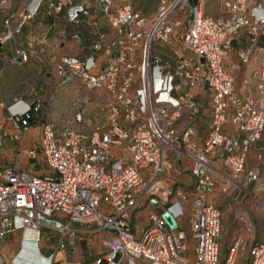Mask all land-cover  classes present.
I'll return each mask as SVG.
<instances>
[{
    "label": "built area",
    "instance_id": "obj_1",
    "mask_svg": "<svg viewBox=\"0 0 264 264\" xmlns=\"http://www.w3.org/2000/svg\"><path fill=\"white\" fill-rule=\"evenodd\" d=\"M99 1L115 32L108 46L115 53L107 54L103 67H97L91 56L61 57L55 77L58 85L76 80L86 90L102 92L104 123L76 112L72 123L86 130L88 135H83L67 126L56 129L46 113L38 147L25 153L35 159L39 152L52 175L38 177L12 167L0 168V240L15 230L40 227L71 238L75 235L72 224L93 226V231H107L111 238L103 241L105 252L92 264H220V214L206 197L213 190L226 194L241 188L240 180L262 187L258 177L243 174V168L245 155L264 129V46L259 48V69L240 83L243 90L253 82V97L236 93L223 63L238 33L250 36L252 42L258 36L264 38V0H222L223 17L216 19L204 17L198 5L188 0H159L149 17L134 14L126 0H120L125 4L117 9H111V0ZM42 2L30 0L16 28L3 32L0 41L10 39ZM47 6L50 12L64 10L69 23L77 24L78 14H86L84 6L70 0L50 1ZM7 24L5 20L3 25ZM154 41L171 48L176 58L172 72L152 56ZM92 47L97 50L99 45ZM14 54L26 61L22 52ZM237 58L246 64L249 51L238 52ZM197 85L205 89L209 111L201 144L194 140L191 127L176 126L182 118L191 121L196 116L192 96L182 89ZM17 103L5 109L17 132L9 135L11 141L32 131L33 114L41 109L24 104L14 111ZM227 126L234 129L232 136L225 131ZM169 154L188 163L193 180L187 220L194 241L191 262L184 256L185 236L180 229V203L187 198L168 186ZM144 198L155 200L160 210L147 214L149 225L136 238L128 219ZM253 201L264 216V208ZM236 249L237 242L222 264L233 263ZM248 259L249 264H264V245L249 248ZM46 264H52V256Z\"/></svg>",
    "mask_w": 264,
    "mask_h": 264
},
{
    "label": "crops",
    "instance_id": "obj_2",
    "mask_svg": "<svg viewBox=\"0 0 264 264\" xmlns=\"http://www.w3.org/2000/svg\"><path fill=\"white\" fill-rule=\"evenodd\" d=\"M0 36L7 29L13 31L19 23V16L30 0H0ZM43 0L31 19L23 22L16 33L6 41H0V168L12 167L16 170L29 172L38 177L50 176L52 172L45 166L40 153L35 159L29 158L25 152L36 149L41 134V124L46 113L48 120L56 129L69 127L77 133L86 134L85 129L72 123L73 114L80 112L84 117L104 123L100 108L105 105L106 98L100 91L86 90L76 80L64 85H58L55 77V64L61 57H75L83 59L93 57L97 67H103L107 54L112 55L115 50L109 43L115 39V32L106 22L102 12L103 3L99 0H70L74 5H82L86 14H78V23H69L64 10L50 12L48 2ZM159 0H126L134 14L152 16ZM200 8L201 14L207 18L223 17L222 10L207 9L197 0H192ZM120 0H111V9L123 6ZM220 9V8H219ZM221 15V16H220ZM7 20L8 24L3 25ZM75 37V38H74ZM32 42V43H31ZM31 43V44H30ZM93 45H99L97 50ZM264 46V38H252L245 33H238L230 41V52L223 63L226 72L233 78L236 93L242 96L255 95L253 82L240 89L243 78L249 77L251 72L259 69V48ZM15 51L22 52L26 61L15 57ZM249 51L246 64H241L237 58L238 52ZM154 58L167 66L172 72L176 67V58L167 45L154 41L151 45ZM138 56H136V59ZM182 93H189L196 104L197 114L191 120L182 118L176 126L180 129L189 126L195 132L194 140L201 144L205 138L209 124L208 99L202 85L183 88ZM18 100L13 110L23 109V105H39L40 109L33 117L34 128L28 134L21 135L18 141H11L9 135L16 134L13 125L8 121L6 107ZM200 100H205V109ZM82 105V106H81ZM81 106V107H80ZM206 123V131L198 136L196 125ZM229 135L234 134L231 126L225 127ZM168 160L172 166L182 162L176 154H169ZM49 170V173H48ZM183 170V171H184ZM243 174L251 172L258 177L262 187L256 182L244 183L240 180L241 188H231L226 194L217 190L211 191L207 197L208 205L216 208L220 214V233L217 238L218 262L222 264L228 257L229 249L237 242V249L232 254V264H249L248 250L253 245H264L263 237L258 231L260 226L254 212V203L246 192L250 193L264 208V129L260 138L253 144L245 155ZM188 172V171H187ZM183 181H169L172 191L184 194L187 201L181 204L183 216L189 219L191 210L189 200L193 180L188 173L180 176ZM176 184V185H175ZM173 199V198H172ZM152 201V202H150ZM160 206L155 200L142 199L140 205L132 211L128 219L130 232L138 238L140 233L149 225L147 214L159 212ZM53 220L62 222V216H53ZM75 230L73 237H62L55 230L40 227L37 231L29 228L12 231L0 240V264H46L47 258L52 256V264H92L94 259L105 252L103 241L111 238L107 231H93V226L71 225ZM189 236V232H188ZM190 238V237H189ZM192 246L194 241L190 238ZM188 259V258H187ZM191 254L188 261L191 262ZM124 264V263H122ZM134 264H142L139 261Z\"/></svg>",
    "mask_w": 264,
    "mask_h": 264
},
{
    "label": "rangeland",
    "instance_id": "obj_3",
    "mask_svg": "<svg viewBox=\"0 0 264 264\" xmlns=\"http://www.w3.org/2000/svg\"><path fill=\"white\" fill-rule=\"evenodd\" d=\"M188 1L190 3L192 0H188ZM197 1L201 2V4H203V6L206 7L207 9H216L218 7V10H220L219 14H221V1L222 0H197ZM200 103H201L202 107L205 108V100H203V101L200 100ZM204 111H206V108L203 110V112ZM206 127H207V124L203 123V122L202 123L200 122V123H198L196 125V129H197L196 131H197L199 137H201L203 135V133L206 131ZM186 166H187V164L182 163V162L181 163L178 162L177 164H175V167L172 166V170L169 172V177L168 178H170V180L174 181V182L175 181H183L180 176L184 172L188 173L187 170H184V168ZM48 173H49V170H48ZM251 201H253L252 198H251ZM253 203H254V201H253ZM254 209H255V211L254 212L252 211V214H255L256 217H257L258 225L260 226V229H259L260 231H258V232L263 237V234H264V216L255 207V204H254ZM180 229L184 233V236H185V240H184L185 254H184V256L186 258L190 259L191 254H192V242H191V240H190V238L188 236V228H187V224H186L185 220L181 221Z\"/></svg>",
    "mask_w": 264,
    "mask_h": 264
},
{
    "label": "trees",
    "instance_id": "obj_4",
    "mask_svg": "<svg viewBox=\"0 0 264 264\" xmlns=\"http://www.w3.org/2000/svg\"><path fill=\"white\" fill-rule=\"evenodd\" d=\"M34 115H35V114H33V116H34ZM33 118H34V117H32L31 123H33V121H34Z\"/></svg>",
    "mask_w": 264,
    "mask_h": 264
}]
</instances>
